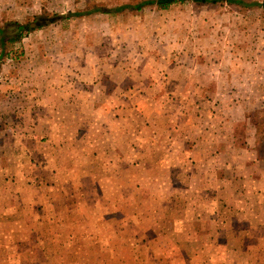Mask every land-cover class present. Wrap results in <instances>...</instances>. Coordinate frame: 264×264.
Instances as JSON below:
<instances>
[{
    "label": "rangeland",
    "instance_id": "374dc122",
    "mask_svg": "<svg viewBox=\"0 0 264 264\" xmlns=\"http://www.w3.org/2000/svg\"><path fill=\"white\" fill-rule=\"evenodd\" d=\"M142 1L0 0L3 27L45 17L0 46V264H251L239 239L264 231L218 215L255 208L251 183L220 197L212 163L237 143L243 165L256 141L264 188V7L184 0L68 15ZM198 135L208 172L190 166ZM98 136L119 159L130 143L123 177L115 155L108 180L89 161ZM48 157L61 176L43 172Z\"/></svg>",
    "mask_w": 264,
    "mask_h": 264
},
{
    "label": "crops",
    "instance_id": "0c3cea01",
    "mask_svg": "<svg viewBox=\"0 0 264 264\" xmlns=\"http://www.w3.org/2000/svg\"><path fill=\"white\" fill-rule=\"evenodd\" d=\"M201 134H203V132H201ZM122 135L123 132H122ZM200 137V135L194 137L195 138V142H191L187 145V150L190 152L195 153L196 149H199V145H202V147L200 148V152H201V159L198 161H194L191 158V162H190V166L191 167H201V170L203 172L204 167L206 168V171L208 172V167L211 166L210 162L211 160L209 159L210 157V146L209 143L207 141H204L202 139L199 140L198 138ZM126 139L128 141V138L126 136ZM110 138L109 139H105L102 140L99 136L95 137L93 141L90 142V146L89 149H84L85 153H87L88 157H89V161L92 160V162L94 163H98L101 162L102 167L104 170H102L101 175L105 176L104 180H108L113 178V176L111 174H109L108 170L109 168H111L112 166H117V164H120V172H121V176L123 177V175L125 174V172L127 171V164L130 161V155H129V151H130V143H128V151L126 153L121 152V158L119 159V155L117 153L118 151V147H116V150H112L111 146H108V144L110 143ZM101 143L102 145H105L102 149H101V155H102V159L99 155H97L95 152H97L99 150V146L98 144ZM256 143V141H255ZM253 142L251 143H246L247 147L245 148L248 152H247V159L244 161L245 164H240L239 160H242L243 157L239 156V159L235 158L236 154L234 153V150L236 149V145L234 143H232L227 149L229 151H227L225 153V157L224 159H221V162H217V163H212L213 164H218V166L222 168V171L219 169L217 174V177H212L214 180H216L217 182H221L220 186L215 187L217 189V195H219V192L223 193L224 192V187L225 186H233L235 191H238L240 188L242 189L243 186L241 187V185L243 183L249 184L248 186V190L250 192L251 198H252V203L255 206V208L249 209L247 212H245L244 210L240 211L239 209L236 208H230L228 210H219L218 215L221 214V216H225L227 212H231V214H233L235 217L239 216V218H247L248 220L246 222L247 226H243L240 225L241 222H238V225H236V229H245L247 228L248 231H261V234L263 235V231H264V188L259 186V183H261V176L260 174V169H259V163H260V158L257 155V149H256V144ZM146 145H149L147 143H144ZM221 145H223V143H221ZM93 146V147H91ZM154 147L155 144H154ZM221 149H223V146L221 147ZM238 149V146H237ZM137 150V149H136ZM224 150H221V156L223 155ZM140 154V151H139ZM112 155H115L116 158L118 159V163L116 165H113V163L111 162L110 159H112ZM73 158L75 159V156H73ZM189 161V160H188ZM80 162V161H79ZM103 162H106L103 164ZM195 162V163H194ZM101 164H99L101 166ZM86 163H84L83 167H85ZM170 166H177L176 165H172L170 164ZM80 167L82 168L81 164ZM241 167L243 169H245L247 167V170L249 171L248 174H243L241 173ZM43 168V172H45L46 174H50V175H55V176H61L62 173H64L67 168H63L61 173H59V170L57 169V167L55 165H52L50 157H48L47 163L45 165L42 166ZM69 171L71 172V169H69ZM91 175V180L92 182H94V184L97 186L98 183L100 182V184L102 185V180L101 178L97 177L96 175L93 174H89ZM127 176V175H126ZM169 180H171L172 185H174V182L179 180L178 182H182L181 179L178 178L177 175H170ZM204 178H202V183H204ZM75 183V179L73 181ZM204 185V184H203ZM77 186H75L76 188ZM103 187V186H102ZM244 189V188H243ZM104 190V189H103ZM97 191H99V193L97 194L98 196L102 195V190L101 187L97 188ZM212 192H214V189L212 190ZM214 195V194H213ZM221 197V195H219ZM45 197L47 198V205L45 206V208H49L51 205L49 204L51 201V196H48L47 194H45ZM224 197V195L222 196ZM44 197H42L43 199ZM223 199V202H225V199ZM227 202V201H226ZM214 212V211H213ZM212 214L215 213H207V215L209 217L212 216ZM247 215V216H246ZM238 220V217H236ZM253 218H256L255 220H252ZM225 219V218H224ZM219 224V223H218ZM222 224H225V222L223 221ZM240 238V237H238ZM239 244L240 245H246L247 244V250H241L240 251L242 253L245 254H250V261L251 264H264V236H261L260 238H240L239 239ZM239 250V249H238Z\"/></svg>",
    "mask_w": 264,
    "mask_h": 264
},
{
    "label": "trees",
    "instance_id": "16d2710c",
    "mask_svg": "<svg viewBox=\"0 0 264 264\" xmlns=\"http://www.w3.org/2000/svg\"><path fill=\"white\" fill-rule=\"evenodd\" d=\"M178 1H184V0H144L140 3L137 4H125L119 7H116L115 9H106V8H95V9H90L87 11H79L76 13H69L68 15L75 14V15H82V14H90L95 11H102V12H111V11H121L127 8L130 9H141L143 8L146 4H155L157 7L161 9H166L170 7L172 4L178 2ZM197 2H217V1H227L230 3H236L244 6H258V7H264V0H255V1H249V0H195ZM58 16V15H56ZM64 16V15H62ZM45 17H36L32 21H28L26 23H21L18 21H13L10 24L6 25L5 27L0 25V46H1V55L5 51V47L7 45L8 40L9 41H17L20 40L22 37V34L24 31H31L35 28V22H40L42 25V20ZM55 18V17H54ZM54 18L50 20H54ZM12 29V31L10 30ZM10 30V31H9ZM259 153L261 152L260 149H258Z\"/></svg>",
    "mask_w": 264,
    "mask_h": 264
}]
</instances>
